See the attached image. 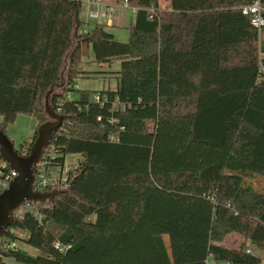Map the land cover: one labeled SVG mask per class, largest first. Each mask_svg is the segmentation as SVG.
I'll list each match as a JSON object with an SVG mask.
<instances>
[{
    "label": "trees",
    "instance_id": "trees-1",
    "mask_svg": "<svg viewBox=\"0 0 264 264\" xmlns=\"http://www.w3.org/2000/svg\"><path fill=\"white\" fill-rule=\"evenodd\" d=\"M83 1L0 0V128L19 115L44 124L64 72L52 104L68 120L47 177L81 157L68 194L7 229L0 264H261L247 250L264 253V193L247 178H264V27L242 12L256 0H127V43L104 23L79 32ZM90 50L89 65L119 70L82 69ZM100 77L116 89H77ZM19 231L43 256L11 247ZM231 234L239 250L222 246Z\"/></svg>",
    "mask_w": 264,
    "mask_h": 264
},
{
    "label": "water",
    "instance_id": "water-1",
    "mask_svg": "<svg viewBox=\"0 0 264 264\" xmlns=\"http://www.w3.org/2000/svg\"><path fill=\"white\" fill-rule=\"evenodd\" d=\"M65 85L64 72L61 82L52 86L45 95L44 113L47 121L36 130V137L26 155H22L7 134L0 128V160L16 173L7 188L0 193V239L11 227L17 212L27 203L39 206L52 204L54 200L69 190L54 188L51 190H37L36 167L43 159L45 151L52 145L54 137L61 130L68 116L58 114L52 104V96ZM0 250V256H1Z\"/></svg>",
    "mask_w": 264,
    "mask_h": 264
},
{
    "label": "rangeland",
    "instance_id": "rangeland-1",
    "mask_svg": "<svg viewBox=\"0 0 264 264\" xmlns=\"http://www.w3.org/2000/svg\"><path fill=\"white\" fill-rule=\"evenodd\" d=\"M103 1H107V2L116 1L117 3L121 4V0H103ZM169 5H170V0L160 1V8L163 10L168 9ZM86 9H87V6L84 5L81 11L84 18H86L85 16ZM101 10H102V13L105 11L104 9H101ZM88 13H87L86 28L92 29L96 26V24L105 23V20L103 17H101L100 20H92L89 18ZM113 20H114L113 22L115 26L112 27V29H110V32L114 35L116 41L121 42V43H127L130 38L129 27L131 26V24L134 23V14L130 10L121 8L114 12ZM91 58H93L92 50L89 51L88 57L84 59V62H85L84 64L86 65L90 64L88 62H90ZM86 65H82V69L89 70V71L90 70L112 71V70H116L120 68L121 63L120 61L115 62L111 68L105 66V68H103L102 70L100 67L92 66V65H89V67H91V69H89ZM77 86L79 90L88 89L92 91H100L103 89H108L109 86L113 88L114 82L112 80L103 79L101 77L100 78H80L77 81ZM71 96L73 98L78 97L76 93H72ZM37 124H38L37 119L34 116L19 115L13 124H10L7 126L6 134L9 137V139L14 143L15 148L17 150H19L21 145L24 143L31 144V142L33 141L32 138H33L34 132L37 128L36 127ZM80 161H81L80 156H68L66 158V165H65L63 175H61L60 172L57 169H55L53 171L54 178L57 180L65 179L66 174L70 170L75 169L78 162ZM247 181L251 183L252 186L256 190L264 193V178L262 177L247 178ZM61 188L66 189L64 185H61ZM22 213H24V209H20L17 212V215L22 214ZM18 234L23 238V241L17 242L18 249L22 250L23 252L27 253L28 255L32 257L43 256V254L40 251L33 249L32 247H30L28 244L25 243V240L28 239L27 233L19 231ZM166 239L168 241L167 237ZM243 243H244V238L242 236L231 234L225 238V240L222 243V246L228 249H232V250H239L242 247ZM248 250H251L255 256L261 259V264H264V253L263 252L257 249H248ZM8 260L10 261H8L7 264H17L16 261H14L13 259H8Z\"/></svg>",
    "mask_w": 264,
    "mask_h": 264
},
{
    "label": "built area",
    "instance_id": "built-area-1",
    "mask_svg": "<svg viewBox=\"0 0 264 264\" xmlns=\"http://www.w3.org/2000/svg\"><path fill=\"white\" fill-rule=\"evenodd\" d=\"M83 3L84 5L88 6V12H89L88 16L90 19L100 20V18L103 17L105 20L104 24L111 26L113 19H114V8H113L114 6L113 5L104 4L102 0H84ZM121 5L126 10H130L133 14H135L138 10L136 7H131L127 0L121 1ZM101 9H104L105 11L102 13ZM263 11H264V7L260 0H256L252 5L244 7L242 9L243 14L251 15L252 17L251 24L254 28L258 29L259 31L264 27ZM153 12H154L153 9L149 10L150 18ZM88 32L89 30L87 29H84L83 31L84 34H87ZM260 60L261 62L259 66V71H260L262 79L264 80V64H263L264 54H260ZM94 100L96 102H100V97L96 95L94 96ZM57 113L61 114L60 112H57ZM52 155H53V151L52 150L48 151L47 149L44 153L43 159L41 160V162L43 161L42 162L43 165L38 168L36 167L37 171H36L35 187L37 190L43 191V190H51L54 188H61V185H64L66 189L68 188L66 184L67 178L55 180V179H52V177H47L45 173L44 165L46 163L44 162V160L49 159L50 157H52ZM40 163L37 166H39ZM0 166L2 169L7 170V173L0 171V175H2V178L0 179V193H1L5 188H7L10 181H12L14 177H16V173L14 171H11L6 165V163L2 162L1 160H0ZM57 170H60V169H57ZM61 172H64V171H61ZM38 207H41V206L27 203L21 209H24V212H27V211L35 212L37 211ZM22 214H18V215L16 214V215L18 218H20ZM11 247L17 248V243H13ZM247 253L252 254L253 252L251 250H247Z\"/></svg>",
    "mask_w": 264,
    "mask_h": 264
},
{
    "label": "crops",
    "instance_id": "crops-1",
    "mask_svg": "<svg viewBox=\"0 0 264 264\" xmlns=\"http://www.w3.org/2000/svg\"><path fill=\"white\" fill-rule=\"evenodd\" d=\"M103 1V0H102ZM103 3L104 4H109V5H113L114 7V12L116 11V10H119V9H125L124 7H122V5L120 4V3H117L116 1H114V2H107V1H103ZM84 6V5H83ZM87 13H88V6H87V9H86V11H85V16H86V18H84L83 17V15H82V12H81V14H80V21H81V27H80V29H79V32H81L82 30H84V29H87V30H91V29H88V28H86V23H87ZM114 21V20H113ZM115 25H114V22L111 24V26H108L109 27V29H112V27H114ZM111 27V28H110ZM94 60V55H93V58H91L90 59V62L91 61H93ZM89 63V62H88ZM84 65H86V64H84ZM89 69H91V67H89V64L88 65H86ZM92 66H94V65H92ZM103 68H105V66H102ZM102 69V68H101ZM119 70V68L118 69H116L115 71H118ZM87 71H89V70H87ZM90 71H94V70H90ZM113 82H114V87L112 88L111 86H109L110 87V89H116V87H117V83L114 81V80H112ZM77 89H78V86H77ZM86 90H88V89H86ZM37 127V126H36ZM54 171V170H53ZM59 172H60V174L61 175H63V172H61L60 170H58ZM53 173L54 172H52V179H55L54 178V176H53ZM55 180H57V179H55ZM8 261H10V260H5V264H7V262ZM17 263V262H16ZM17 264H19V263H17Z\"/></svg>",
    "mask_w": 264,
    "mask_h": 264
}]
</instances>
